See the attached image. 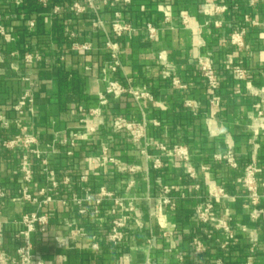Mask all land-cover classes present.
I'll return each mask as SVG.
<instances>
[{
  "label": "crops",
  "instance_id": "crops-1",
  "mask_svg": "<svg viewBox=\"0 0 264 264\" xmlns=\"http://www.w3.org/2000/svg\"><path fill=\"white\" fill-rule=\"evenodd\" d=\"M116 14L131 32L114 34ZM149 25L156 28L154 38ZM234 34H241L242 45L232 44ZM109 44L118 48L116 71L110 69ZM27 53L39 58L27 62ZM201 56H210L221 76L217 113L198 71ZM235 67L246 69L245 80L236 77ZM174 77L185 88H174ZM110 80L147 89L154 100L138 104L125 94L101 104ZM79 107L99 111L84 123ZM0 117L6 122L0 121V230L9 254L17 247L22 215L38 211L50 220L45 232L32 237L44 264H264V198L261 216L252 218L239 182L253 160L264 182V0H0ZM117 117L146 122L145 141L134 144L126 130L115 131ZM23 130L37 138L42 158L56 171L59 187L48 205L20 196L24 150L3 142ZM158 143L186 146L195 178L183 163L164 156ZM104 144L115 162L104 158ZM230 148L236 168L217 158ZM155 158L162 168H154ZM30 159L31 190L37 192L49 182L42 160ZM165 185L171 189L168 204L162 202ZM220 187L226 195L213 197ZM102 188L112 197L98 203ZM209 203L212 218L226 220L232 238L215 221L198 219L197 209ZM116 218L125 227L115 245L109 235ZM195 239L203 252L195 251Z\"/></svg>",
  "mask_w": 264,
  "mask_h": 264
},
{
  "label": "built area",
  "instance_id": "built-area-1",
  "mask_svg": "<svg viewBox=\"0 0 264 264\" xmlns=\"http://www.w3.org/2000/svg\"><path fill=\"white\" fill-rule=\"evenodd\" d=\"M204 4L211 5L213 4V0H203ZM77 11H80L82 8L76 5ZM215 11L219 10L218 6L214 7ZM33 24V23H32ZM112 29L114 34L117 36H123L132 31L130 26L124 22V20L120 17L119 14H116V18L112 21ZM149 37L154 38L156 35V28L149 25L148 26ZM241 34H234L231 37V42L234 45H242L241 42ZM111 46V56L114 61V64L111 65L112 71H116L120 65V57L118 54V48L116 44H109ZM83 48L86 49L87 46L83 45ZM35 58H39V55L33 53L25 54V60L27 62H33ZM159 58L165 60V56L163 54H159ZM198 71L206 82L208 89L210 90V98L209 104L213 111V113H217L220 109L221 100L218 95L220 86H221V76L218 73V70L215 68L214 64L211 61L210 56H201L198 62ZM236 77L240 80H245L247 77V71L242 67H235L233 69ZM172 84L174 88L182 89L185 88L180 80L176 77L172 78ZM131 96L138 104H143L145 101H153V94L147 89H139L133 86H126L119 82L118 80H110L106 86V90L104 94L100 95V103H107V96L119 97L122 95ZM24 99H28L27 96ZM185 105L187 107L194 108L196 107V103L193 101H186ZM16 110L21 112V106L17 105ZM99 110H89L87 111L83 107H79V113L81 114V122L87 123L88 117L91 115H96ZM1 125L6 126V122L0 117ZM158 124V122H155ZM92 131V128H89ZM114 130H126L130 140L134 144H142L147 137V123L146 122H134L129 121L122 117H117L114 122ZM77 135H74V138L69 140L70 145L75 144V138ZM3 145L7 148H20L24 150V154L22 156L20 162V172L22 177V186L20 189V196L23 200L36 203L39 205H48L53 201L52 194L59 187V181L57 179L56 171L49 167L48 161L46 158H42V151L38 148V140L35 136L25 132H21L20 134L15 135L14 137L5 140ZM157 148L162 152V154L170 159L178 160L185 165L186 173L190 178H195L196 172L193 166L191 165V154L189 149L181 144H176L173 147L169 148L163 143H158ZM102 152L104 154V158L115 162L114 158L108 156V146L106 144L102 147ZM33 154L36 158L42 160V165L45 171L46 178L49 182V186L47 188H42L37 192H33L31 190V186L34 183V169L33 162L30 159V155ZM218 159L225 160L226 163L232 167L236 168L238 166L235 154L233 150L230 148L226 154L218 155ZM163 164L160 158L154 159V168H162ZM131 172L135 171L134 167L130 168ZM259 166L256 160L248 163L245 168L243 175L240 177L239 182L243 186V188L247 191V196L253 206L252 218L258 219L263 210L259 209V203L262 198H264V182H260L259 177ZM70 177L66 176L64 178V183L70 182ZM81 180L85 181V177L82 176ZM260 188L262 189V193L260 192ZM171 191L169 186H163L162 192L163 196V204L170 203V198L168 197L169 192ZM224 188L220 187L214 189L212 196L213 197H221L225 196ZM5 193L0 189V198H3ZM111 198L112 194L108 192L105 188L101 189V198L97 200L98 203H101L104 198ZM90 197L88 196V199ZM116 204H122L120 199H114ZM212 204H207L205 207H199L197 209V217L198 219L205 225L212 224L213 221L214 227L217 230H223L227 232L230 238L233 235L230 232L229 224L224 219H216L212 218ZM1 217V216H0ZM22 228L15 233L14 238L17 241V247L15 249L14 254H9L4 248V233L0 230V264H44V262L37 257L34 251V243L32 237L37 232H45L50 220L47 213L42 212H26L22 215L20 221ZM124 227L125 222L122 218L114 219L112 223L111 232L109 235V240L113 244H120L124 239ZM212 235L209 234V237ZM62 244V243H60ZM229 242H225L222 244V248H226ZM193 246L196 252H203L205 250V246L203 242L198 239L193 241ZM251 264V263H249Z\"/></svg>",
  "mask_w": 264,
  "mask_h": 264
}]
</instances>
